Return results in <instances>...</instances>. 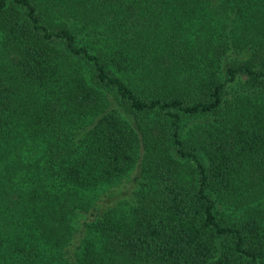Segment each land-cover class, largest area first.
Wrapping results in <instances>:
<instances>
[{
	"label": "trees",
	"instance_id": "16d2710c",
	"mask_svg": "<svg viewBox=\"0 0 264 264\" xmlns=\"http://www.w3.org/2000/svg\"><path fill=\"white\" fill-rule=\"evenodd\" d=\"M0 264H264V0H0Z\"/></svg>",
	"mask_w": 264,
	"mask_h": 264
},
{
	"label": "rangeland",
	"instance_id": "374dc122",
	"mask_svg": "<svg viewBox=\"0 0 264 264\" xmlns=\"http://www.w3.org/2000/svg\"><path fill=\"white\" fill-rule=\"evenodd\" d=\"M126 179H123L122 181L120 180L119 182L114 183L112 186L107 187L109 188L108 191L117 192L118 190L123 189L125 187L124 182L126 181ZM107 188L105 187L104 189H107Z\"/></svg>",
	"mask_w": 264,
	"mask_h": 264
}]
</instances>
